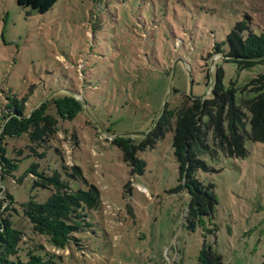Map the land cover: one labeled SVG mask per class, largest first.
I'll return each instance as SVG.
<instances>
[{
  "label": "rangeland",
  "instance_id": "374dc122",
  "mask_svg": "<svg viewBox=\"0 0 264 264\" xmlns=\"http://www.w3.org/2000/svg\"><path fill=\"white\" fill-rule=\"evenodd\" d=\"M244 14L256 33L264 28V0H58L43 14L0 0V116L13 95L27 108L58 92L83 104L74 119H59V132L38 149L41 158L26 135L2 141L6 155L19 159L13 176L0 179V201L10 194L19 211L8 218L23 233L22 260L42 243L57 264H199L205 244L221 264L264 263V142L246 138L244 158L220 151L202 157L209 170L197 178L212 185L217 203L211 216L191 223L190 196L178 189L173 133L137 151L145 162L141 174L131 173L111 142L145 140L190 81L194 96L210 92L216 62L224 86L233 84L240 98L239 89L262 67L238 70L209 54L215 43L226 49V34ZM32 163L57 170L74 190L87 188L85 182L99 189L101 206L86 211L89 226L75 233L78 244L52 247L22 216L21 203L51 194L33 186L26 172ZM63 164L79 166L85 182L68 178Z\"/></svg>",
  "mask_w": 264,
  "mask_h": 264
},
{
  "label": "trees",
  "instance_id": "16d2710c",
  "mask_svg": "<svg viewBox=\"0 0 264 264\" xmlns=\"http://www.w3.org/2000/svg\"><path fill=\"white\" fill-rule=\"evenodd\" d=\"M57 1L17 0V4L43 14ZM223 43L226 49L215 43L209 56L218 55L221 60L234 63L238 70L256 66L263 69V73L239 89L240 98L233 84L224 86L223 70L216 62L211 91L205 98H192L173 87V92L180 94L179 101L173 106L166 104L145 140L135 144L128 136L111 139L120 149L131 173L141 174L145 162L137 157V151L152 147L167 132L173 133L178 189H186L190 196L186 214L190 223L203 216H211L217 203L212 185L204 184L197 178L198 171L209 170L202 157L207 154L213 156L220 151L228 157L244 158L247 155L244 145L246 138L253 142H264V28L256 33L252 28L251 16L244 14L241 20L233 24ZM7 99L6 111L0 116V179L13 176L19 161L6 155L7 150L2 142L5 137L26 135L30 152L41 158L45 153L38 149L50 143L59 132V119L72 120L83 110L82 101L67 92L54 93L31 108H27L15 95ZM63 170L68 178L85 182L79 166L63 164ZM26 172L33 175L35 188L51 191L50 196L42 202L31 196L20 204L22 216L31 224L32 232L45 238L56 249L64 250L71 242L78 244L75 233L89 226L86 211L101 206L99 189L85 182L87 188L74 190L57 170L51 173L38 170L35 163ZM2 202H6V205L3 206ZM13 203V197L5 192L0 201V214L12 211L18 215L19 211ZM12 212L6 216L0 215V264H57L55 255L45 252L42 243L27 250L26 260L20 258L18 253L19 245L24 241L23 233L13 227L9 220ZM198 261L199 264H221V257L203 244Z\"/></svg>",
  "mask_w": 264,
  "mask_h": 264
},
{
  "label": "water",
  "instance_id": "95a60500",
  "mask_svg": "<svg viewBox=\"0 0 264 264\" xmlns=\"http://www.w3.org/2000/svg\"><path fill=\"white\" fill-rule=\"evenodd\" d=\"M208 94H209V92H205V93H203L201 95L194 96L192 94V81H190L188 95H190L192 98L202 99V98H205ZM208 250H209V247H208Z\"/></svg>",
  "mask_w": 264,
  "mask_h": 264
}]
</instances>
